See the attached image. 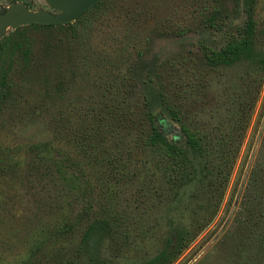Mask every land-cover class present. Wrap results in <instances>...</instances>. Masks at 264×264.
Wrapping results in <instances>:
<instances>
[{
	"label": "rangeland",
	"instance_id": "374dc122",
	"mask_svg": "<svg viewBox=\"0 0 264 264\" xmlns=\"http://www.w3.org/2000/svg\"><path fill=\"white\" fill-rule=\"evenodd\" d=\"M16 2H26L31 10L46 7L44 0H0V11ZM256 5L264 20V0ZM110 7L85 17L84 25L73 22L75 35L57 27L27 29L22 36L26 57L13 48L17 36L7 31L0 55V264H145L173 225L193 224L203 201L197 183L174 196L152 191L159 184L156 177H98L96 186L114 188L111 207L129 238L104 235L85 250L81 232L57 235L70 215L69 201L33 146L47 143L53 157L69 149L71 132L82 128L86 112L104 100L98 86L105 80L120 81L114 97L133 110L143 107L149 92L172 97L191 128L214 136L232 119L244 79L257 77L249 75L251 63L210 69L200 55L204 14L217 8L219 19L242 24L243 0H124ZM179 26L187 31L177 32ZM216 39L221 43L223 34ZM252 92L256 102L219 210L173 264L246 263L234 218L258 156L264 160V79ZM129 133H119L124 143L118 147H132Z\"/></svg>",
	"mask_w": 264,
	"mask_h": 264
},
{
	"label": "trees",
	"instance_id": "16d2710c",
	"mask_svg": "<svg viewBox=\"0 0 264 264\" xmlns=\"http://www.w3.org/2000/svg\"><path fill=\"white\" fill-rule=\"evenodd\" d=\"M115 1H101L75 22L81 23L89 15L104 14L112 4L117 7L124 0L116 1L118 4ZM257 1L243 0L246 19L242 24L228 18L227 21L219 19L217 8L208 10L200 20L205 34L199 48L206 67H231L245 61L255 67L249 75L257 76L244 79V93L239 96L232 119L224 131L211 136L194 130L184 121L172 97L164 93L149 92L143 107L133 110L114 97L121 83L113 78L98 86L103 91L104 100L86 112L82 128L71 132L69 149L57 151L53 157L47 143L33 146V150L40 153V163L69 201L70 215L65 216L56 229L59 237L81 232L80 245L85 250L104 235L129 238L128 229L122 226L111 207L110 194L114 188L96 186L98 177H133L143 181L156 177L159 184L152 191L158 195L175 196L192 183L201 186L203 201L199 210L193 213L191 227L173 225L164 235L159 252L145 264H173L205 229L219 210L242 145L257 98V92L252 91L255 87L258 91L264 79V20L258 17ZM74 23L17 28L13 31L17 36L13 48L21 50L26 57L22 36L27 29L57 27L75 35L78 30ZM175 30L185 33L187 28L179 26ZM219 34H223L221 43L216 39ZM7 40L4 37L0 41V55L4 53ZM136 55L140 57L142 51L138 50ZM122 130L130 132L127 134L132 140L129 149L118 147L119 142L124 143V138L119 135ZM111 139L113 145L109 144ZM261 159L259 155L249 176L238 216L234 218V232L240 239L239 253L246 258L245 264H264V160ZM26 264H34V260ZM92 264L111 263L95 260Z\"/></svg>",
	"mask_w": 264,
	"mask_h": 264
},
{
	"label": "water",
	"instance_id": "95a60500",
	"mask_svg": "<svg viewBox=\"0 0 264 264\" xmlns=\"http://www.w3.org/2000/svg\"><path fill=\"white\" fill-rule=\"evenodd\" d=\"M103 0H44L47 9L30 10L21 2L9 5L0 13V40L7 31L30 25H66L75 22L86 11Z\"/></svg>",
	"mask_w": 264,
	"mask_h": 264
},
{
	"label": "flooded vegetation",
	"instance_id": "af4514ba",
	"mask_svg": "<svg viewBox=\"0 0 264 264\" xmlns=\"http://www.w3.org/2000/svg\"><path fill=\"white\" fill-rule=\"evenodd\" d=\"M22 4H24L28 9L31 10V6H30L29 4H27L26 2H22ZM6 8H7V7H6ZM6 8H4L2 11H0V13H1V12H4V11L6 10ZM44 9H47V10H48L49 12H51V13H55L53 10L49 9L47 6H46Z\"/></svg>",
	"mask_w": 264,
	"mask_h": 264
}]
</instances>
